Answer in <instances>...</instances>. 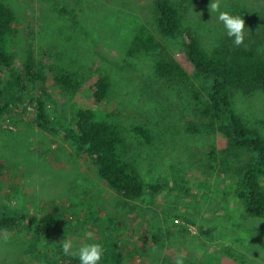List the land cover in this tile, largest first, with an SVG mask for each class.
I'll return each mask as SVG.
<instances>
[{
  "label": "rangeland",
  "instance_id": "rangeland-1",
  "mask_svg": "<svg viewBox=\"0 0 264 264\" xmlns=\"http://www.w3.org/2000/svg\"><path fill=\"white\" fill-rule=\"evenodd\" d=\"M1 1L14 16L4 94L23 103L40 101L52 130L31 126L20 110L0 118V209L25 220L22 227L0 231V264H66L65 257L85 259L96 252L104 254L101 264H264V218L250 217L233 194L236 169L251 155L227 154L219 135L186 133V124L196 121L190 90L202 95L204 86L179 44L156 31V0ZM168 1L206 52L226 38L253 36L264 55V0ZM139 28L163 51L128 56ZM161 58L188 72V88L155 77L153 65ZM26 65L43 81L25 82L21 89L14 79ZM61 72L74 77L73 91L55 84ZM99 77L107 79V98L87 103L85 91ZM230 99L264 138V94L233 88ZM76 106L120 127L119 155L144 182L167 184L161 194L126 202L98 179L64 138ZM138 127L149 133L150 144L134 132ZM51 212L56 224L34 237L41 217Z\"/></svg>",
  "mask_w": 264,
  "mask_h": 264
},
{
  "label": "trees",
  "instance_id": "trees-1",
  "mask_svg": "<svg viewBox=\"0 0 264 264\" xmlns=\"http://www.w3.org/2000/svg\"><path fill=\"white\" fill-rule=\"evenodd\" d=\"M242 11V10H241ZM243 14V13H242ZM245 19H248V14ZM155 28L162 38L176 41L194 76L202 81V95L190 90L195 122H188L186 133L194 136L216 134L227 143V154L237 150L247 151L251 159L236 169L237 186L234 197L242 203L245 212L252 218H264V138L236 113L230 99V90L244 94L260 91L264 94V55L260 44L253 36L226 38L210 53L202 47L196 34L184 29L177 9L168 0H156L154 5ZM14 25V16L9 7L0 0V118L16 110L23 111L31 126L51 131L52 126L40 102L23 103L8 98L3 91L2 76L11 65L6 52L7 37ZM163 51V46L146 29L139 28L130 42L128 56L153 54ZM32 65H26L23 75L14 79L19 88L25 82L42 83L43 77ZM155 77L166 84L189 86L188 72L174 59L161 58L153 65ZM55 84L64 92L73 91L74 77L61 72L54 78ZM188 88V87H187ZM108 82L99 77L85 91V100L90 104H103L108 95ZM22 107V109L20 108ZM73 121L65 131L64 138L75 147L77 157L85 158L98 179L106 184L121 200L136 201L145 196L156 197L167 187L165 183H146L137 174L133 165L118 153L123 145L122 130L106 121H98L85 106H76ZM150 144L149 133L138 127L134 130ZM224 165L229 162L224 158ZM57 219L56 212L41 217L34 237L46 233ZM24 216L0 209V231L22 227ZM104 254L96 252L85 259L65 257L66 264H101Z\"/></svg>",
  "mask_w": 264,
  "mask_h": 264
}]
</instances>
